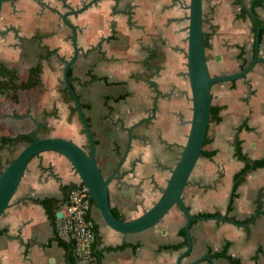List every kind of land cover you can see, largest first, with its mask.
Listing matches in <instances>:
<instances>
[{
  "label": "crops",
  "instance_id": "crops-1",
  "mask_svg": "<svg viewBox=\"0 0 264 264\" xmlns=\"http://www.w3.org/2000/svg\"><path fill=\"white\" fill-rule=\"evenodd\" d=\"M83 1L3 0L0 60L23 73L22 78L30 66L39 64L44 90H28L17 102L11 100L8 87L0 91V135L27 131L20 129L30 120L20 116V106L31 105L36 92L39 101L34 106L51 114L57 110L56 117L39 122H57L53 135L80 145L83 137L88 142L75 122L68 121V104L59 99L62 60L73 52L71 29L60 14L67 4L76 7ZM244 1L248 5L254 0ZM259 1L255 9L264 29V0ZM188 2L97 0L68 16L77 28L80 48L69 68L70 81L86 105L100 168L106 176L117 169L109 182V198L111 208L123 218L138 215L156 200L186 139L192 112L186 74ZM203 15L219 67L239 70L253 54L250 18L233 0H203ZM225 51L232 53L227 61ZM258 54L264 58V30ZM0 79L9 86L6 76ZM211 100L222 108L219 119L209 121L203 149L214 153L199 156L182 196L193 214L220 212L226 218L192 220V248L178 263L185 245H169L184 240L185 217L176 205L157 224L127 234L106 225L91 205L88 211L98 234L94 258L73 249L75 264H186L203 254L214 264H231L210 254L225 241L230 242L227 252L241 264H264V164L248 167L239 179L235 176L245 165L236 155V138L246 156L264 158V62H256L243 77L214 83ZM10 152L0 147L2 162ZM72 183L78 184L79 177L61 153L45 150L30 159L0 217V264H71L72 234L62 229V218L52 219L37 199L51 196L66 202ZM197 264L210 263L203 259Z\"/></svg>",
  "mask_w": 264,
  "mask_h": 264
},
{
  "label": "water",
  "instance_id": "water-1",
  "mask_svg": "<svg viewBox=\"0 0 264 264\" xmlns=\"http://www.w3.org/2000/svg\"><path fill=\"white\" fill-rule=\"evenodd\" d=\"M96 1L86 0L78 7L68 5V10L60 14L62 22L71 29L73 47L71 57L62 60V85L71 96L72 103L87 136L88 149L85 150L80 144L67 137L53 134L40 136L38 134V120L32 114L27 113L26 115L31 117L34 122L33 138L30 142L24 143L0 170V217L8 208L30 159L45 150L57 151L72 164L79 177V182L85 185L89 198L98 210L103 222L118 232L127 234L147 229L157 224L168 210L176 205L185 217L184 233L187 240L184 249L177 256V262L180 263L182 256L192 248L193 240L190 231L192 220L204 217L226 218L224 214H193L184 202L182 194L204 145L212 104V85L216 82L243 77L256 62H264V58L258 54L262 25H257L255 29L252 57L242 68L229 73L211 74L208 68L204 42L203 0H189L186 74L191 92L192 112L186 139L156 200L138 215L131 218H120L113 213L109 198V182L117 169L114 170L111 176H106L100 168L96 159V141L92 128L68 74L70 66L75 62L80 51L77 43V28L70 22L68 15L81 12ZM2 2L3 0H0V9ZM66 204H69V202L66 201ZM56 215L61 218L63 215L62 209H59ZM203 259H206L210 264H214L213 258L208 254H203L186 264H197Z\"/></svg>",
  "mask_w": 264,
  "mask_h": 264
},
{
  "label": "trees",
  "instance_id": "trees-1",
  "mask_svg": "<svg viewBox=\"0 0 264 264\" xmlns=\"http://www.w3.org/2000/svg\"><path fill=\"white\" fill-rule=\"evenodd\" d=\"M234 4H237L240 6V10L250 18L251 20V30L254 33L255 29L257 27V25H261L262 21L258 16V13L256 11V6L260 3L259 0H254L252 1V3L250 4H246L244 0H233ZM264 29L261 28L260 29V37H261V33ZM212 32L208 29V30H204V42H205V47L206 50L207 49H211V42H210V36H211ZM239 57H241V55L243 54V48L240 46L239 47ZM49 51V49H48ZM246 64V62L244 61L240 68H242L244 65ZM68 74L70 76V71L68 70ZM0 75L1 76H6L8 78L9 82V86L13 85L14 89H10L11 91V95L13 96L14 99H17L18 94H17V90L19 89L22 93H25L28 90H32L34 88L39 89L41 82H40V66L39 64H34L32 66H30L27 69V73L25 75L24 78H20L18 72L16 71L15 68L13 67H9L5 62L0 60ZM232 81V80H231ZM8 85H4L3 81L0 79V91L1 90H6L7 87H9ZM63 90L66 92V96L67 98L71 101V96L69 94V92L66 90L65 87H63ZM111 99L117 100L119 99L118 97H110ZM81 105L83 108L86 107L85 103L81 102ZM70 110L72 112H76V109L74 107L73 104H70ZM222 106L219 104H215L212 103L211 104V108H210V118L209 121H213V120H217L219 119V112L221 110ZM49 130V126L47 125V123L44 121H40L39 122V130H38V134L41 135H46L47 131ZM82 132L85 133L84 129L82 128ZM33 138V130L30 131H25V132H21V133H17L15 135H10V134H2L0 135V147H8L10 148V151L13 152L16 148L17 143L22 142V143H27L30 142ZM207 142V137L205 136L204 139V144ZM235 151H236V155L238 158L244 160L245 165L244 168L240 170V172L236 173V178H238L239 176L242 177L243 174L245 173V170L248 167H256V166H261L264 164V158H260V159H251L248 156H246V154L242 153L241 151V140L239 138H236L235 140ZM214 152L211 150H205L202 148L201 154L200 155H207V156H211ZM13 157V155H8L5 159L4 162H2V159L0 158V170L1 168L11 160V158ZM239 177V178H240ZM238 178V179H239ZM75 184L72 183L69 186H67L68 188L71 186H74ZM37 201L43 205L44 209L46 210V212L48 213V215L54 219L56 212L62 208L63 204L65 203V200H59L56 199L55 197H43L41 199H37ZM93 205L92 201L90 200V206ZM231 207V205H230ZM113 213L120 218H123L119 213H117L118 211H116L114 208H112ZM221 214L220 212H208V211H203V212H198L197 215H219ZM87 216L89 218H91V214L90 211H88ZM229 218L235 219V217L233 215H228ZM236 221L238 222H243V220H239L236 219ZM93 229L95 231L96 234V238L95 241L93 243V248L95 247V245L97 244V238H98V234H97V225L96 223L93 224ZM182 233H184V229L182 230ZM186 237L184 238V240L180 243V244H172L169 245L170 247H181L183 245H186ZM229 241H225L224 245L222 246V248L220 250H216V251H210V254L214 257H224L226 258L231 264H241L240 260L238 257L231 255L230 253L227 252L228 249V245H229ZM74 246L71 245V247L68 250V259L70 261L71 264H75V261L77 259L76 254L74 253ZM95 254L97 255V251L95 252Z\"/></svg>",
  "mask_w": 264,
  "mask_h": 264
},
{
  "label": "built area",
  "instance_id": "built-area-1",
  "mask_svg": "<svg viewBox=\"0 0 264 264\" xmlns=\"http://www.w3.org/2000/svg\"><path fill=\"white\" fill-rule=\"evenodd\" d=\"M67 201L62 206L61 227L72 234L77 255L94 258L93 243L96 238L93 221L87 216L90 198L84 184L78 183L68 191Z\"/></svg>",
  "mask_w": 264,
  "mask_h": 264
},
{
  "label": "rangeland",
  "instance_id": "rangeland-1",
  "mask_svg": "<svg viewBox=\"0 0 264 264\" xmlns=\"http://www.w3.org/2000/svg\"><path fill=\"white\" fill-rule=\"evenodd\" d=\"M207 26H205V28H206ZM207 29V28H206ZM206 54H207V63H208V68H209V71H210V73L211 74H220V73H229L228 72V70L226 69L225 71L224 70H222L220 67H219V62L215 59V57H214V54H213V50L212 49H207L206 50ZM232 55V53L231 52H226L225 51V53H224V59L223 60H225V61H227L228 59H230V56ZM219 61H221V59L219 60ZM227 63H225V66H228L227 68H230V66L231 65H226ZM19 74V73H18ZM23 73H22V75H20L19 74V76H20V78H22L23 77ZM61 88H60V97H59V99L60 100H62V101H64L65 103H67L68 104V107L70 106V104H73L72 103V99H71V101L67 98V96H66V92L63 90V85L61 84V86H60ZM8 89H14V86L13 85H10L9 87H8ZM44 90V88H42V89H37V92L39 93L40 91L42 92ZM11 91V90H10ZM38 93H36L35 92V95H33L32 96V99H35L33 102H32V106L31 105H29V104H27V103H23V105L22 106H20L21 108H20V110H21V117L23 118V117H25V116H27L26 114L27 113H30V114H32L35 118H36V120H38V122H39V120H47V118L48 117H50L51 115L52 116H54V117H56L57 116V110H56V112H53L52 114H51V110H46V109H43V110H40L39 108H38V106H34V104L33 103H37L38 101H39V98H38ZM18 95L20 96V95H23V93H18ZM11 96V95H10ZM11 97H13V96H11ZM39 97H40V94H39ZM3 100V99H2ZM11 100L12 101H15V102H17L14 98H11ZM11 106H13V105H10V107ZM35 107V108H34ZM49 111H50V113H49ZM27 118H29L30 120H27V123L23 126V128L21 127L20 129H22V130H27V131H30V130H33V128H34V122H33V120H32V118L31 117H29V116H27ZM68 121L70 122V121H73V123L75 122V124H76V126H77V130L78 131H80V132H82V124H81V122H80V119H79V117H78V114H77V112H72L71 110H70V107H69V118H68ZM54 124H57V122H53V124L51 123L50 125H48L49 126V130L47 131V134L46 135H48V134H53L54 133V131H56V130H53L54 128L53 127H55L54 126ZM9 132V131H8ZM71 133L73 134L74 133V131H71ZM82 134H84L83 132H82ZM78 140V139H77ZM80 143H81V146L85 149V150H87L88 149V142L86 141V139H84V137H83V139H82V141H80V140H78ZM18 145H17V147L15 148V150L13 151V152H10V155H13L14 156V154L18 151V149L20 148V147H22V145L24 144V143H22V142H19V143H17ZM4 162V161H3ZM165 162V161H164ZM141 211V210H140Z\"/></svg>",
  "mask_w": 264,
  "mask_h": 264
},
{
  "label": "flooded vegetation",
  "instance_id": "flooded-vegetation-1",
  "mask_svg": "<svg viewBox=\"0 0 264 264\" xmlns=\"http://www.w3.org/2000/svg\"><path fill=\"white\" fill-rule=\"evenodd\" d=\"M81 4H82V3H81ZM81 4H80V5H81ZM68 5H70V4H67V9H66V10H68ZM80 5H79V6H80ZM71 6H72V5H71ZM73 7H74V6H73ZM76 7H78V6H76ZM66 10H65V11H66ZM63 12H64V11H63ZM61 13H62V12H61ZM78 13H79V12H78ZM75 14H76V13H75ZM70 15H71V14H70ZM68 16H69V15H68ZM68 19H69V18H68ZM61 84H62V83H61ZM142 211H143V210H142Z\"/></svg>",
  "mask_w": 264,
  "mask_h": 264
}]
</instances>
